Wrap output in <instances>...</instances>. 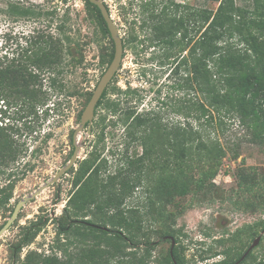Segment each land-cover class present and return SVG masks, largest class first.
<instances>
[{"label":"trees","instance_id":"16d2710c","mask_svg":"<svg viewBox=\"0 0 264 264\" xmlns=\"http://www.w3.org/2000/svg\"><path fill=\"white\" fill-rule=\"evenodd\" d=\"M239 1L242 5L237 0H202L195 10L174 0L161 1V5L155 0L141 4L139 27L143 38L139 40L136 32H130L123 48L157 47L162 52L157 57L160 64L162 59L172 58L173 52L178 53L170 63L176 64L171 72L185 77H181L182 83L173 86L181 88L183 84L187 89L193 88L196 99L187 100L175 111L183 116L184 123L170 124L162 120L160 112H137L133 107H121L115 100H106L113 79L98 101L94 115L101 106L117 115L125 135V150L120 159L123 165L103 178L106 162L96 150L91 158L80 161L76 170L72 167V189L65 213L58 222L51 253L29 251L20 259L22 247L29 245L40 230L39 221L24 228L20 240L12 245L10 253L14 262L150 264L152 250L158 245L151 237L157 234L160 242H169V249L154 264H186L185 248L177 245L181 230L175 231L170 225L184 210L175 200L190 193L204 197L216 193L215 178L226 155L217 139L202 132V124L211 123L215 116L219 122L229 116L249 132L253 144L264 143V0ZM214 3L217 6L210 8ZM84 10L86 20L96 27L94 41L100 46L99 65L107 67L114 47L106 24L99 9L88 0H84ZM0 13L14 22L43 16L59 18L55 34L37 31L23 37L22 43L15 40L10 59L0 54V100L10 108L18 107L16 112L23 113L19 117L22 119L24 114H36L45 99L41 76L47 74L48 85L54 91L65 92L63 79L81 63L82 57L79 51L78 59L70 51L72 46L78 48V44L70 36L68 12L58 17L55 9L42 12L34 4L9 0ZM106 38L108 47L101 45ZM185 50L188 55L181 56ZM133 93L127 89L123 95ZM91 94L87 93L85 106ZM190 118L195 126L189 122ZM95 124L100 131L98 144L103 140L105 117H99ZM17 133L13 125L3 127L0 123L2 167L15 162L22 152V145L13 138ZM131 145L139 147L141 152L129 156ZM234 180L235 187L227 193L231 205L242 212L258 210L262 216L252 225H244L226 238L214 240L199 254L201 261L223 255L222 260L211 264H235L246 252L247 244L260 231L264 232V169L259 172L254 167H238ZM142 186L145 195L142 202L127 206L126 201ZM12 190L13 183L0 187V209L8 204ZM169 205L175 209L168 212ZM88 216L91 219H86ZM152 224L161 225L155 229ZM60 236L67 237L66 241L61 242ZM167 237L175 241L172 258ZM71 247H74L72 251ZM54 250L61 252L62 258ZM238 264H264V246L260 258L251 250Z\"/></svg>","mask_w":264,"mask_h":264},{"label":"rangeland","instance_id":"374dc122","mask_svg":"<svg viewBox=\"0 0 264 264\" xmlns=\"http://www.w3.org/2000/svg\"><path fill=\"white\" fill-rule=\"evenodd\" d=\"M7 1L9 0H0V8H5ZM16 1H22L25 5L34 4L42 12L55 9L58 17L68 12L67 25L70 27V36L78 44L82 59L76 68L68 71V74L65 75L62 82L65 92L54 91L47 83V74L41 76V88L45 93V99L42 105L36 109V114L31 116L24 114L20 119V114L23 113L16 112L18 107L10 108L6 102H3V99L0 100V123L3 127L13 125L18 130L13 138L19 145H22V152L15 162L10 163L8 167L0 166V186L5 187L8 184V179L13 183L12 195L8 202L10 207L0 209V228L8 220V210L12 205L28 197L67 164L73 150L72 136L79 124L78 115L85 107V97L87 93L93 91L105 70L104 66L99 65L100 46L94 41L96 27L94 23L86 20L84 0ZM102 1L123 41L130 32H136L139 40L143 38L144 33L140 31L139 27L142 17L140 6L148 0ZM161 1L167 2V0H155L158 5H161L159 4ZM174 1L194 10L202 5V0ZM237 4L242 5V2L237 0ZM216 6L214 3L209 7L215 8ZM58 19L52 18V16H43L34 20L14 22L0 13V54L6 55L10 59L16 47L15 40L22 43L23 37L34 35L37 31L55 34L54 27L58 23ZM101 45L108 47L109 40L104 39ZM144 47L145 45H139L136 50L124 49L119 71L116 79L109 85L106 100H115L121 107H133L137 112H160L162 120L170 124L184 123L183 116L178 115L175 111L180 106H184L187 100L195 101L196 91L193 88H185L183 84L181 88L173 86L176 82L182 83L181 77H185L182 76V73L176 76L171 72L176 64L170 65V63L173 62L174 56H179L178 53L173 52L172 58L162 59L163 63L160 64L157 57L162 55V52H158L157 47L155 49L149 45ZM187 55L186 50L181 54V56ZM152 57L155 59L152 60ZM127 89L134 93L124 96L123 92ZM69 91L75 94L68 96ZM99 117H105L106 128L103 131V140L96 144V138L100 131L95 123ZM189 122L195 126L192 118L189 119ZM26 127H31L33 130L29 131ZM201 130L204 134L217 139L225 149L226 155L221 160L215 178L216 193L207 197L201 194L194 196L190 193L175 200V204L183 207L184 210L176 216L170 225L171 229L175 231L181 230L182 236L179 237L177 245L185 248L186 264H211L222 260L223 255L205 261L199 260L198 256L214 240L221 237L226 238L244 225H252L259 221L262 216L258 210L242 212L235 209L228 200L227 193L235 187L234 177L238 167H254L259 172L264 169V143L253 144L250 141L249 132L240 126L236 119L229 116L221 118L220 122L215 116L211 123H203ZM124 141V129L118 122L117 115H112L102 106L97 108L90 126V133L87 128H84L78 134L77 145L80 149L73 169L76 170L80 161L91 158L97 150L100 159L106 162V171L102 173V177L105 178L117 167L123 165L120 159L125 150ZM140 152L141 149L135 145L128 148L129 156ZM70 170L62 175L55 184L39 193L22 207L17 219L0 237V264H18L11 258L10 249L20 240L24 228L31 227L39 221H41V228L33 241L22 247L20 259L29 251L44 253V255L51 253V246L54 247L56 244L58 222L65 213L72 189L73 173ZM7 174H13L14 180L6 177ZM143 189V186L136 189L133 198L128 199L126 205L134 206L141 203L142 198L145 197ZM189 204L190 206H188ZM174 209L170 205L167 206L168 212ZM86 219H91V216ZM160 225L152 224V227L157 229ZM257 237L260 240L252 252L255 257L260 258L264 246V232L260 231L254 239ZM59 238L61 242H64L67 237L60 236ZM69 238L73 239L71 236ZM151 240L158 244L152 250L150 264H154L155 259L167 252L169 242H160L157 234H152ZM252 241L247 244L248 247ZM243 247L245 249L246 245ZM73 248L71 247L70 251ZM217 250L219 251V248ZM54 251L58 258H62L61 252Z\"/></svg>","mask_w":264,"mask_h":264},{"label":"water","instance_id":"95a60500","mask_svg":"<svg viewBox=\"0 0 264 264\" xmlns=\"http://www.w3.org/2000/svg\"><path fill=\"white\" fill-rule=\"evenodd\" d=\"M89 3L95 5L101 15L102 18L106 24L108 33L110 35V38L113 42V47H114V52H113V57L111 62L109 63L108 67L104 70L102 73L99 81L97 82L96 87L94 88L91 97L89 101L87 102L86 106L84 107L80 119H79V124L77 128L74 130L73 133V145H74V151L72 156L70 157L69 161L65 166H63L61 169H59L55 175L47 181L45 184L41 185L36 191H34L32 194H30L28 197H25L21 199L15 206L11 216L8 218V220L5 222V224L0 228V237L10 228V226L14 223V221L17 219L18 213L22 209V207L33 200L39 193L50 187L51 185L55 184L59 178L62 175H65L74 165L75 162L78 158V153L80 147L77 145V140H78V134L83 131V129L87 128L88 133H90V126L92 124L93 118H94V110L95 107L100 100L103 92L107 88V86L110 84L112 79L114 78L115 74L118 72L121 60H122V55L124 53L123 51V42L121 37L119 36V30L112 21V18L109 14V11L107 10V7L104 5L102 0H88ZM70 51L72 55L75 57L76 56V49L75 47H71ZM83 144V143H82ZM103 230L106 228H102ZM167 239L170 240V256L172 258V249L175 245V241L171 237H167ZM260 238L257 237L253 240V242L250 244V246L247 248L246 252L243 254V256L240 258V260L235 263L238 264L240 261H242L245 256L253 250V248L258 244Z\"/></svg>","mask_w":264,"mask_h":264},{"label":"flooded vegetation","instance_id":"af4514ba","mask_svg":"<svg viewBox=\"0 0 264 264\" xmlns=\"http://www.w3.org/2000/svg\"><path fill=\"white\" fill-rule=\"evenodd\" d=\"M109 38H110V35H109ZM106 39H108V38H106ZM111 39V38H110ZM122 39V38H121ZM109 40V39H108ZM122 42H123V44H124V41H123V39H122ZM145 48V47H144ZM78 51H79V49L78 48H76V56H75V58H77L78 59ZM123 51H124V48H123ZM122 59H123V55H122ZM98 60H99V56H98ZM122 61V60H121ZM121 65V64H120ZM108 67V66H107ZM107 67H105V69L107 68ZM120 68V67H119ZM119 71V70H118ZM116 76H117V73L115 74V76H114V80L116 79ZM47 79H48V76H47ZM113 79H112V81H113ZM111 81V82H112ZM110 82V83H111ZM48 83V82H47ZM97 85V84H96ZM96 85H95V87H96ZM94 87V88H95ZM94 90V89H93ZM93 91H91V93H92ZM95 111V110H94ZM31 115H34V114H30V115H28V116H31ZM95 116V115H94ZM98 120V119H97ZM26 129H28L29 131H32L33 129H31V127H26ZM85 129H86V126H85ZM72 147H73V150H72V153H71V155H70V157L72 156V154H73V151H74V145H73V136H72ZM70 159V158H69ZM69 161V160H68ZM32 165V164H31ZM21 175H23V174H21ZM6 177H10V178H12L13 180H14V178H15V176L13 175V174H7V176ZM8 184L9 183H11L12 181H10L9 179H8ZM0 187H2V186H0ZM19 202V201H18ZM17 202V203H18ZM17 203H15L14 205H12L11 206V208H12V210L10 211V210H8V212H9V217L11 216V214H12V212H13V210H14V208H15V206H16V204ZM10 206L7 204L6 205V207L5 208H9ZM10 208V209H11ZM18 217V216H17ZM82 223H84V224H87V222H82ZM5 224V223H4ZM3 224V225H4ZM216 262H219V261H216Z\"/></svg>","mask_w":264,"mask_h":264}]
</instances>
